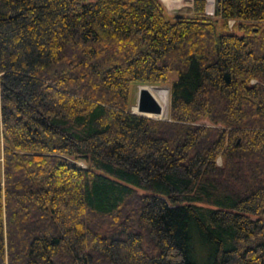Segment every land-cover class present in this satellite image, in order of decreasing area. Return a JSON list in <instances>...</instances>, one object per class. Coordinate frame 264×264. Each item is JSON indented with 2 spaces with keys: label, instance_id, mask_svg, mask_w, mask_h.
<instances>
[{
  "label": "trees",
  "instance_id": "1",
  "mask_svg": "<svg viewBox=\"0 0 264 264\" xmlns=\"http://www.w3.org/2000/svg\"><path fill=\"white\" fill-rule=\"evenodd\" d=\"M213 1L0 0V264H264V0Z\"/></svg>",
  "mask_w": 264,
  "mask_h": 264
},
{
  "label": "rangeland",
  "instance_id": "2",
  "mask_svg": "<svg viewBox=\"0 0 264 264\" xmlns=\"http://www.w3.org/2000/svg\"><path fill=\"white\" fill-rule=\"evenodd\" d=\"M211 3V2H210ZM214 3V1L212 0V4ZM211 5L208 4V11L211 9L210 8ZM176 11L175 14L177 13H189V11ZM145 87L147 90L148 88H162L167 90V95H168V99L166 102V105H164L163 102L158 101V103L161 105L162 107V113L159 114L158 116H153L151 115L152 118H157V119H166L168 117V110H169V103H170V91H169V86L167 84H152V83H136V82H132L129 86V102H130V110L133 112H136V110L134 108H136L137 105V100H138V95H139V90ZM150 115V114H147Z\"/></svg>",
  "mask_w": 264,
  "mask_h": 264
},
{
  "label": "water",
  "instance_id": "3",
  "mask_svg": "<svg viewBox=\"0 0 264 264\" xmlns=\"http://www.w3.org/2000/svg\"><path fill=\"white\" fill-rule=\"evenodd\" d=\"M134 113L148 117H151V115L156 116L162 113V107L153 95L145 87H142L139 90L136 112Z\"/></svg>",
  "mask_w": 264,
  "mask_h": 264
},
{
  "label": "crops",
  "instance_id": "4",
  "mask_svg": "<svg viewBox=\"0 0 264 264\" xmlns=\"http://www.w3.org/2000/svg\"><path fill=\"white\" fill-rule=\"evenodd\" d=\"M164 4L167 12L171 14H175L176 11H189L192 9L193 0H161ZM208 4L211 5L210 8H213L214 3L212 4V0H207ZM211 2V3H210ZM170 4V5H169ZM207 4V7H208ZM179 11V12H180Z\"/></svg>",
  "mask_w": 264,
  "mask_h": 264
},
{
  "label": "built area",
  "instance_id": "5",
  "mask_svg": "<svg viewBox=\"0 0 264 264\" xmlns=\"http://www.w3.org/2000/svg\"><path fill=\"white\" fill-rule=\"evenodd\" d=\"M207 4H208V1H207ZM207 4H206V10H205V12L207 13V14H213V8H211L209 11H208V8H207Z\"/></svg>",
  "mask_w": 264,
  "mask_h": 264
},
{
  "label": "bare ground",
  "instance_id": "6",
  "mask_svg": "<svg viewBox=\"0 0 264 264\" xmlns=\"http://www.w3.org/2000/svg\"><path fill=\"white\" fill-rule=\"evenodd\" d=\"M170 5V4H169ZM135 110H136V108H135ZM151 115V114H150ZM156 116H158V115H156Z\"/></svg>",
  "mask_w": 264,
  "mask_h": 264
}]
</instances>
